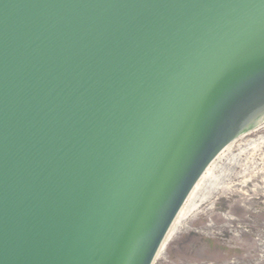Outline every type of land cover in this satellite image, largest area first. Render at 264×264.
Instances as JSON below:
<instances>
[{
    "label": "water",
    "instance_id": "obj_1",
    "mask_svg": "<svg viewBox=\"0 0 264 264\" xmlns=\"http://www.w3.org/2000/svg\"><path fill=\"white\" fill-rule=\"evenodd\" d=\"M262 121L264 0H0V264H152Z\"/></svg>",
    "mask_w": 264,
    "mask_h": 264
},
{
    "label": "rangeland",
    "instance_id": "obj_2",
    "mask_svg": "<svg viewBox=\"0 0 264 264\" xmlns=\"http://www.w3.org/2000/svg\"><path fill=\"white\" fill-rule=\"evenodd\" d=\"M233 140L152 264H264V121Z\"/></svg>",
    "mask_w": 264,
    "mask_h": 264
},
{
    "label": "bare ground",
    "instance_id": "obj_3",
    "mask_svg": "<svg viewBox=\"0 0 264 264\" xmlns=\"http://www.w3.org/2000/svg\"><path fill=\"white\" fill-rule=\"evenodd\" d=\"M234 140L231 141L230 143H228L220 152L219 154L216 156V158L209 164V166L206 168V170L204 171V173L201 175V177L199 178V180L197 181V183L195 184V186L193 187V189L191 190V192L189 193L186 201L184 202V204L182 205L181 209L179 210V213L177 214L173 224L171 225L170 229H169V232L167 233V236H166V239H165V242L166 240H168L169 236H171V233L172 231L174 230L175 228V225H176V222L183 216L187 215L188 213H190L196 206V202H195V199L194 197L197 195L204 179L211 175V172H212V166L215 162V160L217 158H219L220 156H222L223 153H225L226 151L228 152L229 149L231 148L232 144H233ZM164 242V243H165ZM164 243H163V246H164ZM163 246L161 248H163Z\"/></svg>",
    "mask_w": 264,
    "mask_h": 264
}]
</instances>
